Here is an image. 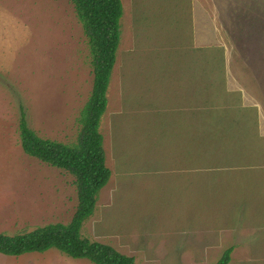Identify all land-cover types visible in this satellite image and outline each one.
Wrapping results in <instances>:
<instances>
[{"label": "rangeland", "instance_id": "374dc122", "mask_svg": "<svg viewBox=\"0 0 264 264\" xmlns=\"http://www.w3.org/2000/svg\"><path fill=\"white\" fill-rule=\"evenodd\" d=\"M121 1L100 124L112 176L82 237L140 264L231 247L229 264H264V0ZM93 83L70 0H0V234L72 220L75 177L25 154L19 124L76 144ZM0 264L93 263L51 249Z\"/></svg>", "mask_w": 264, "mask_h": 264}, {"label": "trees", "instance_id": "16d2710c", "mask_svg": "<svg viewBox=\"0 0 264 264\" xmlns=\"http://www.w3.org/2000/svg\"><path fill=\"white\" fill-rule=\"evenodd\" d=\"M88 38L94 83L92 94L80 114L81 131L74 145L45 139L32 130L24 112L20 118L21 146L25 154L75 177L78 205L68 224L54 223L22 234H0V254L19 257L56 249L73 259L93 264H140L113 246L82 237L85 221L97 207L102 189L112 176L106 164L100 124L108 106V90L121 39V0H70ZM233 248L216 264H229Z\"/></svg>", "mask_w": 264, "mask_h": 264}, {"label": "crops", "instance_id": "0c3cea01", "mask_svg": "<svg viewBox=\"0 0 264 264\" xmlns=\"http://www.w3.org/2000/svg\"><path fill=\"white\" fill-rule=\"evenodd\" d=\"M207 2V1H206ZM203 4V3H202Z\"/></svg>", "mask_w": 264, "mask_h": 264}]
</instances>
